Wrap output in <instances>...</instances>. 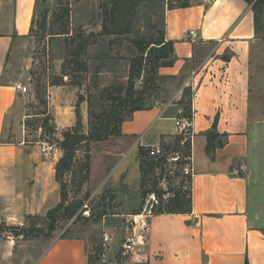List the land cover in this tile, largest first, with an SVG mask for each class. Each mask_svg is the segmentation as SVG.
I'll return each instance as SVG.
<instances>
[{"label": "crops", "instance_id": "0c3cea01", "mask_svg": "<svg viewBox=\"0 0 264 264\" xmlns=\"http://www.w3.org/2000/svg\"><path fill=\"white\" fill-rule=\"evenodd\" d=\"M36 2L0 1V228L18 231L60 203L55 167L61 154L54 160L41 153V128L37 139L28 135L27 120L42 115L30 114L36 101L15 89L20 82L12 48L28 38ZM190 32L196 35L194 43ZM164 34L165 41L174 44L175 61L159 75L181 76L184 86L195 73L189 87L194 176L189 212L149 219L146 264H264V120L251 109V9L243 0H199L167 11ZM56 92L48 89L49 111L53 105L58 109ZM55 112L71 118L68 109ZM163 114L156 107L135 112L121 126L120 144L133 153L177 135L175 118ZM150 118L141 133L152 126L155 133L146 142L132 143L137 132L126 131L127 123L141 120L144 125ZM207 134L222 142L213 157L205 153ZM252 138L259 143L255 148ZM62 236L31 249L34 256H28L27 263L89 264L85 241ZM6 241L0 243V264H11L14 241L9 235Z\"/></svg>", "mask_w": 264, "mask_h": 264}, {"label": "rangeland", "instance_id": "374dc122", "mask_svg": "<svg viewBox=\"0 0 264 264\" xmlns=\"http://www.w3.org/2000/svg\"><path fill=\"white\" fill-rule=\"evenodd\" d=\"M64 0H37L33 15L32 32L28 38L17 40L13 46L12 61L15 66V79L27 87V96L33 99L35 105L29 108V113L42 115L31 117L27 120L26 128L32 139L38 138L48 146L58 148L61 156V143L66 134L75 132L76 116L78 112L81 121V133L88 134L89 116L85 101L79 104L78 98L86 99L88 95L97 94L98 89L109 87L115 83L127 85L130 81L129 71L131 61L138 56L137 51L131 46L128 36L102 35L101 24L105 19L103 8L107 3V9H113L111 0H68L67 18L62 16ZM199 0H129L120 5L121 21L132 27L131 36L156 37L164 29V17L171 7L182 4L194 5ZM252 1L248 7L251 9L258 0ZM264 0L258 8L260 20L255 32V41L251 52V109L256 118L264 120ZM45 16V17H44ZM45 29L41 30L39 24ZM119 17V18H120ZM68 35H61L64 31ZM57 34V35H53ZM93 34V37H89ZM13 34L12 36H15ZM75 35H84L88 39V47L85 54L77 58L72 50H67L65 37L73 39ZM159 73V72H158ZM165 80L149 81L147 78H139L133 82L134 91L139 94L147 89L155 91L150 102L153 108H161L164 117L181 118L184 109L188 105L187 98L192 94L190 88L183 86L181 76H167ZM54 87L57 110H67L71 114L57 115L55 106L49 111L48 89ZM150 92V93H151ZM141 96V95H140ZM143 98H147L143 96ZM54 108V110H52ZM63 118V119H61ZM151 118L142 125L143 121L136 120L127 123L125 130H134L137 143L155 133V127H149L145 133H141ZM55 123L56 128L50 124ZM59 125V128H58ZM144 132V131H143ZM78 136V135H76ZM175 136L171 138H175ZM119 137H110L108 140L86 145L80 144L74 148L73 163L68 171L59 180L62 181L63 194L66 195L64 207L74 213L71 220L59 218L54 231L47 237V224L45 218L28 220L25 231L28 228L36 229L38 236L16 239L15 228H0V243L7 242L9 235L14 241L11 264H28L32 255L31 249L41 244H47L52 238L60 237L66 231L67 237L82 238L87 246L88 261L91 264H99L100 256L104 253L102 245L103 235L107 234L110 242L107 244L108 258L115 257L125 238L130 233L131 217L142 212V208L148 197L141 198L140 182V158L139 148L130 153L125 145L120 144ZM264 138V137H262ZM173 141L169 138L161 140L157 146ZM255 148V139H250ZM255 143V144H254ZM164 148V146H163ZM197 162L200 161L199 150L195 152ZM58 162V161H57ZM57 164V163H56ZM123 164L122 166H120ZM119 166L122 170L114 172ZM84 168H88L85 172ZM56 170V168H55ZM114 172V173H113ZM163 173L156 171L155 180L165 188H177L179 179L170 180L163 177ZM157 177V178H156ZM58 180V181H59ZM152 175L147 179V188L151 189ZM56 181V179H55ZM57 183V182H56ZM59 188V196L61 189ZM159 189V186L158 188ZM58 206V205H57ZM56 206V207H57ZM55 207V208H56ZM185 208L186 206L183 205ZM61 213L57 214L60 217ZM78 217V218H77ZM75 222V223H74ZM22 229V230H23ZM42 232V233H41ZM28 258V260H26ZM26 261V262H25Z\"/></svg>", "mask_w": 264, "mask_h": 264}, {"label": "trees", "instance_id": "16d2710c", "mask_svg": "<svg viewBox=\"0 0 264 264\" xmlns=\"http://www.w3.org/2000/svg\"><path fill=\"white\" fill-rule=\"evenodd\" d=\"M113 1V9H107V3H103L106 5L103 8V14H105V19L101 24V33L102 35H125L129 38V42L131 46L137 51V55L130 64L129 78L130 81L127 85L121 84H113L109 87H104L102 89L97 90V94L88 95L85 100L83 98H78L79 104L83 101L86 102L88 108V116H89V126H88V134L83 135L81 133V121L80 115L78 112V107L76 108L75 116H76V126L75 132H71L65 135L64 140L59 143L61 146V150L64 151V155L58 160L56 164L55 170V179L56 182L60 186V203L59 205L50 210L45 216V221L47 224V237L54 231L56 222L59 218L65 220H71L74 217V213L70 211L69 208L64 207V203L66 202V195L63 194V186L62 181L59 180V177H62L66 171L69 170L71 164L73 163V154L74 148L79 146L82 143L86 145L91 143H98L108 140L110 137H119L121 136V126L124 122L128 121L131 116L135 112L146 111L153 108L152 103L150 102L151 97L154 96V92L152 90L147 91L142 90L140 94L137 91H134L135 85L133 82L139 78H147L149 81L153 80H165L168 77L159 75V70L162 68H170L174 65L175 57L173 50V43L170 41H165V34L163 32H159L156 37L150 36L148 38L141 36H131L132 27L129 24L123 23L121 21L120 12H122V8L120 5H123L124 1L129 0H111ZM247 6L251 4L250 0H243ZM260 2L262 0H258L255 4H253L251 8V12L253 14V22H254V30H257V24L259 23L260 16L258 12V8L261 5ZM264 2V1H263ZM64 5L62 6L63 12L62 16L67 18L68 11V0L63 1ZM189 6L187 4H182L178 7H171L169 10L173 9H185ZM45 17V16H44ZM43 17V24H39L41 30L45 29V18ZM120 17V18H119ZM32 25V22H31ZM164 29V27H163ZM32 29H30V33ZM61 35H68L64 31H61ZM57 35V34H53ZM91 34L89 37H93ZM15 38V37H14ZM67 40V45L65 48L67 50H72V54L76 57L75 64H78L77 58H80L82 54H85L86 48L88 47V39L84 37V35H75L73 39L70 37H65ZM151 92V93H150ZM141 95V96H140ZM143 96L147 98H143ZM188 105L184 109V115L181 116L182 119H187L191 121L192 119V110H191V96L187 98ZM176 118V119H181ZM78 135V136H76ZM218 138L215 134H207V143L205 148V153L213 157L214 151L216 148L222 146V142H215ZM173 141L168 144L163 143L165 151L169 152H180L184 157L191 156V146L190 142H184L183 146H181L180 142L182 137L176 135ZM163 141V140H162ZM138 157L140 158V182H141V198L144 200L148 195L154 194L157 197H160L163 194V191L158 188V181L154 178V173L159 171V173H163V166L165 164V157L155 159L148 157L147 150L144 148H139ZM85 172H88V168H84ZM149 175H152V180L150 184H152V188H147V179ZM157 178V177H156ZM59 180V181H58ZM190 182V181H189ZM183 205L186 207L184 208ZM191 205V194L189 192H185L182 194H176L174 198L168 200L165 203H161L157 210L155 211V215L158 214H178V213H186L190 211ZM61 213L60 217H57V214ZM138 215V214H137ZM78 218V217H77ZM36 219V218H35ZM39 219V218H38ZM34 218H31V221ZM75 223V222H74ZM36 230L28 228L21 229L20 231H14L15 236H22V238H29L31 236H38L39 233ZM42 233V232H41ZM67 231L63 234V238L66 236ZM245 264H248L245 262Z\"/></svg>", "mask_w": 264, "mask_h": 264}, {"label": "built area", "instance_id": "2783aa9c", "mask_svg": "<svg viewBox=\"0 0 264 264\" xmlns=\"http://www.w3.org/2000/svg\"><path fill=\"white\" fill-rule=\"evenodd\" d=\"M189 38L190 41L194 43L196 38L195 33L190 32ZM224 41L225 38L219 40L218 43H222ZM194 76L195 73L193 72L186 87H190V83ZM15 89L22 94L27 93V88L21 83L15 84ZM174 121L177 129V135L182 137L180 142L181 146H183L186 141H189L191 146V121L182 118H175ZM139 144H141L140 141ZM142 148L147 150L148 157L155 159L165 157L166 162L163 166V177H167L170 180L179 179L180 183L175 190L171 187H162V185L159 184L158 186L163 191V194L160 197H157L154 194L147 196L148 198L142 208V212L131 217L132 223L130 224V233L125 238L124 243L121 245L115 257H107V253L109 252L107 244L110 242V238L107 234H104L102 242L104 253L100 256L99 264H146L147 255L145 249L147 246L149 219L155 215V211L161 203H165L174 198L176 194H182L189 191L191 192V182L194 176L193 160L191 156L184 157L180 152L165 151L163 147H159L157 145ZM41 153L55 160L60 151L58 148L48 146L46 142H42Z\"/></svg>", "mask_w": 264, "mask_h": 264}, {"label": "water", "instance_id": "95a60500", "mask_svg": "<svg viewBox=\"0 0 264 264\" xmlns=\"http://www.w3.org/2000/svg\"><path fill=\"white\" fill-rule=\"evenodd\" d=\"M7 67H8V66H7ZM50 126H51V128H53V129L56 128V125H55V123H53V122L50 124Z\"/></svg>", "mask_w": 264, "mask_h": 264}]
</instances>
